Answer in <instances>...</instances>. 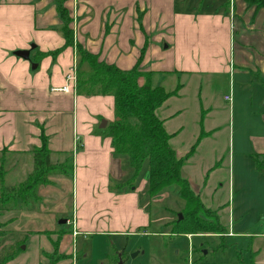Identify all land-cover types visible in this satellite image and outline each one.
Here are the masks:
<instances>
[{
  "label": "crops",
  "instance_id": "1",
  "mask_svg": "<svg viewBox=\"0 0 264 264\" xmlns=\"http://www.w3.org/2000/svg\"><path fill=\"white\" fill-rule=\"evenodd\" d=\"M63 2L71 18L74 44L97 56L100 62L122 71L138 66V70L150 73L152 87L175 92L155 110V115L171 136L169 145L177 157L187 154L172 147L171 142L177 136L201 133L207 136L184 162L181 173L186 180L183 168L197 147L222 129L219 112L214 109L216 99L204 94L205 89L213 80L226 76L242 78L244 84L257 80L264 88V8L247 5L243 0ZM61 27L55 0H0V154L6 155L1 163L9 164V173L28 170L23 161L31 162L32 166L31 152L41 146V136L45 137L51 152L50 163L58 168L65 162L71 163L73 202L76 211L79 207L80 210L85 207L83 212L86 211L85 214L79 211L80 219L74 222L72 236L66 232L52 233L51 246L36 264L48 262L54 243L58 244L57 254L66 256L55 264H71L73 252L67 250L68 241L79 233H94V224L87 226L85 215L86 220L92 221L93 216L100 214L115 221L118 215L121 224L126 222L132 225L131 229L141 228L144 234L147 231V217L138 209L141 198L133 193L135 190L124 187L119 190L122 194L109 191L111 184H123L130 176L126 158L113 154L110 139L99 128L102 120L105 127L115 120L113 97L78 95L72 85L68 92L51 91L66 85V75L78 59L75 47L64 48L54 57L50 55L64 46ZM30 44L36 48L30 52L28 61L13 55L15 51L29 50ZM81 68L87 70L86 66ZM189 85L194 90L191 91L192 123H188L185 114L190 104H184L189 98L185 96ZM180 102L183 106L177 105ZM259 119L262 127L250 135L247 154H259L264 161V112ZM215 173L216 162L205 170L204 188L213 181ZM261 177L257 179L263 181L264 175ZM214 187L217 189L216 184ZM115 231L103 230L97 234H131L123 229ZM235 235L244 234L233 233L229 228L225 237ZM192 236L190 240L186 238L188 248L189 242L193 247V238L206 235Z\"/></svg>",
  "mask_w": 264,
  "mask_h": 264
},
{
  "label": "rangeland",
  "instance_id": "2",
  "mask_svg": "<svg viewBox=\"0 0 264 264\" xmlns=\"http://www.w3.org/2000/svg\"><path fill=\"white\" fill-rule=\"evenodd\" d=\"M213 81L204 94L215 97L214 109L219 112L222 129L215 136L202 140L193 158L183 168V174L187 180L189 178L187 182L193 193L198 194L205 207L215 212L224 229L228 231L230 228L233 233L244 235L224 239L217 235L195 237L189 256L186 239L171 234L176 215L182 216L184 204L176 194L178 187L170 186L156 197L148 198V168L145 162L130 189H134L133 193L141 198L138 209L147 217L146 234L141 228L131 229L129 223L121 224L118 215L115 221L101 214L93 216V221L86 220L85 215L84 222L89 227L94 224V233H79L72 241H68L67 250L73 252L70 253L71 264H117L116 253L119 252H123V264H250L251 261H264V179H257L262 178V173L256 170L254 156L247 154L250 151V135L259 132L258 129L262 127L259 115L264 112V88L260 81H247L244 84V80L237 76ZM189 87L185 95L189 98L184 104H190L185 114L188 123H192L194 101L191 91L194 90L192 85ZM224 95L231 97V103L221 99ZM177 105L183 106V102ZM183 121L186 122L185 119ZM197 138L177 136L171 145L188 153ZM4 159L6 155L1 153L0 184L4 186H17L32 170L31 162L24 160V167H28V170L9 173V164L6 166L1 163ZM215 162L217 173L208 187L204 188L205 170ZM61 169L65 170L64 176L54 171L48 177L51 181L49 185L38 188L39 200L14 211L0 210V223L5 225L0 236V257H7L9 252H14V257L6 264H36L51 246L50 242L54 238L52 233L66 232L72 236L73 219L74 222L77 219L79 221V211L85 214V207L82 210L79 207L76 211L72 198V172L67 162L63 163ZM219 184L221 187H218ZM116 186L117 183L111 184L109 191L122 194ZM84 217H81L82 221ZM66 218L67 224H62ZM117 229L131 234H97L103 230L116 232ZM53 256L63 255L54 253ZM45 264H50L49 259Z\"/></svg>",
  "mask_w": 264,
  "mask_h": 264
},
{
  "label": "trees",
  "instance_id": "3",
  "mask_svg": "<svg viewBox=\"0 0 264 264\" xmlns=\"http://www.w3.org/2000/svg\"><path fill=\"white\" fill-rule=\"evenodd\" d=\"M57 14L62 22L60 28L65 41L64 46L52 52L53 57L64 48L75 47L78 66L76 71L75 92L85 96H112L114 99L115 120L102 131L111 141L113 154L124 156L127 160L130 176L117 189L132 187L143 164L147 163L148 179L146 194L148 198L156 197L162 190L176 185L178 198L184 202L182 217L172 226V235H217L224 239L227 231L219 223L215 212L205 208L198 195L191 190L187 180L182 177V167L198 142L204 137L200 134L190 151L183 157H177L170 147L171 136L165 131L163 122L155 115L169 96L173 95L162 87L151 85L150 73L138 70V66L129 71H122L114 65L100 62L97 56L90 54L80 45L74 44L71 18L63 5L64 0H55ZM247 5L264 8V0H243ZM140 23L142 13L137 14ZM143 53V52H142ZM45 55V54H41ZM86 66L87 70H82ZM32 170L17 186L7 187L0 184V210L14 211L27 206L31 201L39 200L37 191L40 186L49 184L48 177L54 171L65 173V170L50 163V150L45 137L41 136V146L32 150ZM256 170L264 174V161L261 155H253ZM69 170L72 165L69 163ZM62 170V171H61ZM0 223V236L2 227ZM57 245L53 244L57 253ZM48 256L50 264L64 259L65 256ZM14 252L0 257V264H6ZM117 260V259H116ZM250 264H264L251 261Z\"/></svg>",
  "mask_w": 264,
  "mask_h": 264
},
{
  "label": "built area",
  "instance_id": "4",
  "mask_svg": "<svg viewBox=\"0 0 264 264\" xmlns=\"http://www.w3.org/2000/svg\"><path fill=\"white\" fill-rule=\"evenodd\" d=\"M76 71H77L76 63H73L72 67L69 69L68 74L66 75V79H65L66 85L63 86V87H61V88H52L51 91L52 92H68L70 90L69 89V86L70 85H72L71 86L72 89L75 90V85H76ZM224 100L226 102L231 103V97L228 96V95L224 97ZM73 227H74V219H73ZM183 236H185V239L187 238L188 240H190L193 237L192 235H183ZM191 249H192V245L189 242V248H188V250H189L188 251L189 252V256H190Z\"/></svg>",
  "mask_w": 264,
  "mask_h": 264
},
{
  "label": "water",
  "instance_id": "5",
  "mask_svg": "<svg viewBox=\"0 0 264 264\" xmlns=\"http://www.w3.org/2000/svg\"><path fill=\"white\" fill-rule=\"evenodd\" d=\"M35 48H36V46L34 44H30L29 45V50L15 51V52H13V55L15 57H17V58H20L22 60L28 61L29 60V54H30V52L33 51ZM32 68H35V65H33ZM105 126H106V122L104 120H102L100 122L99 128L104 129ZM177 216H178V219L179 220L182 217L181 214H177ZM61 223L62 224H66L67 223V220H62ZM118 258H119V260H118L117 264H123L122 263L123 261L121 260V257L119 255H118Z\"/></svg>",
  "mask_w": 264,
  "mask_h": 264
},
{
  "label": "flooded vegetation",
  "instance_id": "6",
  "mask_svg": "<svg viewBox=\"0 0 264 264\" xmlns=\"http://www.w3.org/2000/svg\"><path fill=\"white\" fill-rule=\"evenodd\" d=\"M118 255L121 257V260H123V252L116 253L117 261L119 260Z\"/></svg>",
  "mask_w": 264,
  "mask_h": 264
}]
</instances>
